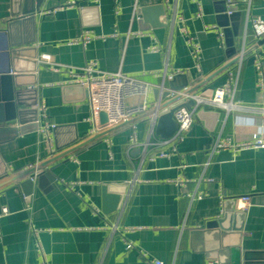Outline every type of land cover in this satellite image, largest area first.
<instances>
[{
	"label": "crops",
	"instance_id": "1",
	"mask_svg": "<svg viewBox=\"0 0 264 264\" xmlns=\"http://www.w3.org/2000/svg\"><path fill=\"white\" fill-rule=\"evenodd\" d=\"M35 5L39 10L33 20L13 27L11 38L4 34L12 13ZM256 17L264 20V0H251L248 14L240 3L232 15L225 13L224 0H0V98L20 89L22 105L16 108L35 102L37 119L38 108L44 107L54 124L47 135L37 131V124L17 134L16 122L5 124L12 130L0 134V157L7 167L0 182L91 136L85 89L67 82L65 67L94 62L101 71L138 77L151 85L145 94L150 108L154 87L170 80L175 87L195 85L235 57ZM205 24L222 29L223 43ZM183 27L199 47L198 59ZM84 29L93 37L84 45L73 42ZM10 40L17 46L11 47ZM152 45L159 50L149 51ZM12 50L19 51L25 69L33 59L42 64L15 89L4 72ZM41 55H49L50 62L41 61ZM225 70L195 92L210 93L222 85ZM236 99L245 109L227 116L220 108L198 105L181 140L145 151L140 143L149 137L163 140L150 133V116L125 124L77 148L66 161L58 159L31 174L28 199L17 186L23 179L0 187V209L8 208L0 215V264H148L154 258L164 264H264V147L225 148L209 155L219 133L237 143L255 133L264 140V94L256 86L250 57L241 64ZM131 134L138 145L129 143ZM178 177L188 179V190L200 177L212 182L202 181L205 195L189 204ZM105 182L127 184L119 202L115 192L104 197ZM243 195L250 196L246 210L234 200ZM225 210L227 229L206 227Z\"/></svg>",
	"mask_w": 264,
	"mask_h": 264
},
{
	"label": "built area",
	"instance_id": "2",
	"mask_svg": "<svg viewBox=\"0 0 264 264\" xmlns=\"http://www.w3.org/2000/svg\"><path fill=\"white\" fill-rule=\"evenodd\" d=\"M225 2V13L227 15H232L237 12L239 4L242 3L247 10L251 4V0H224ZM202 12L200 7H198L197 16L201 17ZM205 30H214L217 37L223 43L224 33L220 27L215 24L204 25ZM182 32L186 37V42L189 45L192 56L195 59L199 58V47L193 41L192 37L188 34L187 30L183 27ZM93 37L92 33L88 29H84L79 37L73 42H80L83 45L87 43ZM264 37V20L256 17L252 19L249 23V27L245 29L238 48L236 49L237 60L228 68H226V81L213 89L210 93L204 91L193 92L190 94V98L194 101L193 107L188 110L184 107L177 109L173 113V118L177 122L178 128L176 132L168 139L154 140L153 138L147 139L145 142L140 143L145 151L147 147L153 146L155 144H164L168 142H175L181 140L183 133L189 128L193 121V111L194 108L200 104H208L214 107L224 110L225 116L230 112L240 111L245 109V106L241 101L236 99V88L238 84L239 70L243 60L246 57H250L253 62V66L256 73V86L264 94V42L254 47L247 54L244 52L246 49L251 47L254 43ZM151 52H156L159 50L157 45H152L148 48ZM41 61L50 62L49 55H41ZM54 71H59L60 69L55 66H50ZM65 70L69 74V79L67 82L75 83L81 85L85 89L87 100L91 107V116L88 118L92 123L90 129V135L96 132L103 131L112 126H115L125 120L132 117L140 115L149 109V103L145 100V94L150 88V84L144 80L122 73L121 71L108 72L101 71L97 69L94 62L86 63L82 67H65ZM174 73L167 75L168 79L173 77ZM139 97L141 100L137 103H128L129 98ZM39 119L36 120L37 131L41 134L47 135L49 128H53L54 124L50 123L46 118L45 108L39 107ZM264 113V107L260 109ZM104 112L107 117V122L103 125L99 124V113ZM154 122H152L150 133L153 134ZM129 143L132 145H138L135 134H131L129 138ZM262 148L264 147V140L255 133L252 139L247 142L237 143L230 141L229 138L222 137L219 133L209 149V155L225 149H242V148ZM159 155L165 156L167 153L159 152ZM208 162L205 163L207 165ZM202 181L212 182V179L200 177L195 181V186L188 190L186 185L188 179L178 177L176 179L177 184L185 189L183 195L187 197L189 204L196 200L201 199L205 195V191L200 188V183ZM222 199L224 197L221 196ZM240 202V209L246 210L251 202L249 195H243L241 197L234 199ZM8 213V208L2 206L0 209V215ZM127 248H131L132 244L130 242L126 243ZM148 264H164L160 259H150ZM207 264H212V262H207Z\"/></svg>",
	"mask_w": 264,
	"mask_h": 264
},
{
	"label": "water",
	"instance_id": "3",
	"mask_svg": "<svg viewBox=\"0 0 264 264\" xmlns=\"http://www.w3.org/2000/svg\"><path fill=\"white\" fill-rule=\"evenodd\" d=\"M28 0H25L27 2ZM38 1V0H37ZM38 4V3H37ZM156 9H160L159 7H155ZM39 9L36 8V5L34 7H31L29 9H20L19 11H16L15 13H12L11 19L6 21V31L4 34H7L11 38V31L13 27L17 26L18 24H25L28 21L33 20V14L34 12L38 11ZM30 40L29 42H31ZM28 42V43H29ZM264 42V37L260 40H258L256 43H254L251 47L246 49L244 52L247 54L249 51H251L254 47ZM9 44L11 47H16L18 43H13L12 40H10ZM229 45V44H227ZM234 52L233 48H230L229 54L231 55ZM19 51H11L12 56L8 60L6 67L4 68L5 73H9L6 77L7 79H11V87L17 88L22 87L24 85V82H22V79L25 77L26 74H30L31 77H34V74L37 70V67L42 65L41 63L38 64L36 59L31 60L32 66L30 69H25L23 66H21L22 58L18 54ZM237 56L233 57L232 59L226 61L223 63L219 68H217L215 71L210 73L208 76L203 78L201 81L196 83L195 85L188 86L187 83H185L183 86L175 87L173 85V80H170L167 82V84H163L158 87H154L152 89V95H153V105L144 113L137 115L135 117H132L128 120H125L115 126H112L108 129H105L100 132H96L93 135H91L88 139L84 140L81 143H78L74 146L67 147L66 149L59 150L56 153L52 152L47 158L40 161L39 163H35L31 166H29L26 169H23L21 171H18L9 177L5 179L4 181L0 182V187L4 186L5 184L11 183V182H18L17 186L21 188V191L23 193V196H25L26 199L29 198L32 185H33V179L30 176L34 172H36L38 169L44 168L50 163L63 158V161H66L68 158V154L76 150L77 148L84 146L95 139L125 125L128 123H132L135 120L150 116L152 119V122H154V134L158 136L161 139H168L170 138L177 130L178 125L175 119L173 118V113L181 108L184 107L188 110H190L193 105L194 101L190 98V94L195 92L198 88L206 84L209 80H211L214 76L218 75L222 71H224L226 68H228L232 63H234L237 60ZM34 65V66H33ZM35 83V81L31 82V84ZM23 93L20 89L14 90L12 92V95H8L7 97L0 98V134L2 132L10 131L12 130L10 127L5 126L6 123L14 121L16 122L17 126L13 131L17 133H25L28 131H32L36 129V120H37V106L36 103H26L24 104V109H17V105H22L19 97ZM182 100L180 103L175 104V102ZM175 104V105H173ZM162 110H165L162 112ZM27 122H29L27 124ZM107 122V117L104 112L99 113V124L103 125ZM1 142V141H0ZM139 152V148H137ZM7 175V167L4 165L3 160L0 157V178ZM105 187L103 188L104 191V197L107 199H110L112 195L109 192H115L113 196L117 198V202H119L121 195L124 194L127 184L120 183L119 186L115 187L114 183H103ZM225 210V213H223L222 217H218L216 219H212L206 222L207 228H220V229H227V227L224 226L226 218L229 216Z\"/></svg>",
	"mask_w": 264,
	"mask_h": 264
}]
</instances>
